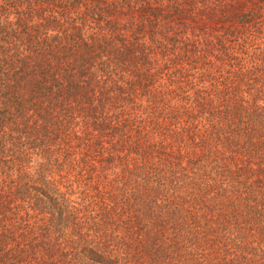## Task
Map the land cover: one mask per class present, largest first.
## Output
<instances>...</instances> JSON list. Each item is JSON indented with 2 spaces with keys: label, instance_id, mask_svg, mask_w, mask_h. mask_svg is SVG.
<instances>
[{
  "label": "trees",
  "instance_id": "trees-1",
  "mask_svg": "<svg viewBox=\"0 0 264 264\" xmlns=\"http://www.w3.org/2000/svg\"><path fill=\"white\" fill-rule=\"evenodd\" d=\"M0 264H264V0H0Z\"/></svg>",
  "mask_w": 264,
  "mask_h": 264
}]
</instances>
